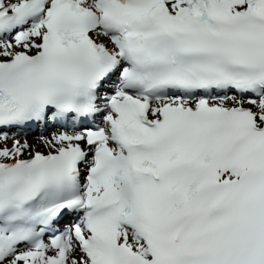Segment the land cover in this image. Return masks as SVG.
I'll list each match as a JSON object with an SVG mask.
<instances>
[{"label": "snow or ice", "instance_id": "obj_1", "mask_svg": "<svg viewBox=\"0 0 264 264\" xmlns=\"http://www.w3.org/2000/svg\"><path fill=\"white\" fill-rule=\"evenodd\" d=\"M0 264H264V0H0Z\"/></svg>", "mask_w": 264, "mask_h": 264}, {"label": "rangeland", "instance_id": "obj_2", "mask_svg": "<svg viewBox=\"0 0 264 264\" xmlns=\"http://www.w3.org/2000/svg\"><path fill=\"white\" fill-rule=\"evenodd\" d=\"M27 137L30 138V139H32V138L37 139L38 135L34 132V133H31V134H28ZM18 138H25V136L24 137H18Z\"/></svg>", "mask_w": 264, "mask_h": 264}, {"label": "bare ground", "instance_id": "obj_3", "mask_svg": "<svg viewBox=\"0 0 264 264\" xmlns=\"http://www.w3.org/2000/svg\"><path fill=\"white\" fill-rule=\"evenodd\" d=\"M48 135V134H47ZM27 140H28V142L30 143V144H36L37 143V139H35V138H32V139H28V138H26ZM9 145L11 144V141L9 140Z\"/></svg>", "mask_w": 264, "mask_h": 264}]
</instances>
